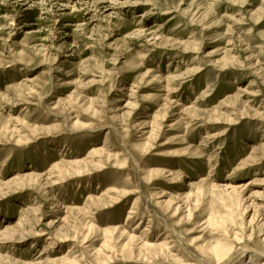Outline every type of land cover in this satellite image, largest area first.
I'll list each match as a JSON object with an SVG mask.
<instances>
[{"label": "rangeland", "instance_id": "obj_1", "mask_svg": "<svg viewBox=\"0 0 264 264\" xmlns=\"http://www.w3.org/2000/svg\"><path fill=\"white\" fill-rule=\"evenodd\" d=\"M175 76L178 102L166 101ZM87 159L95 168L48 189L22 176ZM88 194L101 210L58 221ZM75 229L74 244L56 240ZM40 230L52 239L21 240ZM118 230L173 241L142 252ZM103 243L106 260L92 254ZM49 246L43 259L78 264L264 253V0H0V264H33ZM204 246L229 251L216 262Z\"/></svg>", "mask_w": 264, "mask_h": 264}, {"label": "bare ground", "instance_id": "obj_2", "mask_svg": "<svg viewBox=\"0 0 264 264\" xmlns=\"http://www.w3.org/2000/svg\"><path fill=\"white\" fill-rule=\"evenodd\" d=\"M144 15V14H143ZM142 15V16H143ZM211 52V51H210ZM180 78V77H179ZM179 78H176V76L175 77H172L171 79H169L170 80V83L167 85V88H165L166 89V94H165V98H166V101L167 100H171V98L172 97H174V96H176L177 94H178V92H179ZM28 80H30L28 77H24V78H22L21 79V82H24V81H28ZM251 87H253V85H251L250 83L246 86V88H251ZM244 94H248V97H250V100L252 99V97L253 96H255V94H254V92H252L251 91V89H248V90H243L242 91ZM249 100V99H248ZM171 102H178L177 100H171ZM170 104V103H169ZM173 104V103H172ZM179 106L181 105V104H178ZM146 131V130H145ZM204 144V143H203ZM103 149L101 148V147H96V148H92L91 149V151L88 153L89 154V156H97L98 154H100V152L102 151ZM91 156V157H92ZM90 157V158H91ZM88 160V159H87ZM83 161H84V159H83ZM83 161H71V160H69V161H62L61 163H55V164H53V166H52V168L50 169V171H47V172H44V173H32V172H30V173H27V174H25V175H22V176H24V177H30V176H34L36 179H37V181L39 182V184L42 186V188H45V189H48V188H50L51 186H54V185H56V184H60L61 182H63L62 180V178H64V177H66V176H69V175H75V174H79L80 172H84L85 170H87V168H89V166L91 167V168H95V165L90 161V160H88V162H86L85 161V163L87 164H89V162L90 163H92V164H89V165H87L88 167H84L83 168V166L82 167H80V166H78V165H80V163H83ZM85 163H83V164H85ZM86 164H85V166H86ZM97 167V166H96ZM31 178V177H30ZM35 182V181H34ZM122 192V191H121ZM133 191H123L119 196H127L128 194H130V193H132ZM162 196H163V194H161V195H157L154 199H156L157 201L155 202L157 205L158 204H162V203H164L166 200H162V199H160V198H162ZM99 197H101V195L99 196ZM98 197V198H99ZM96 196H93V195H91V194H88L87 195V198H86V203H84L83 204V206L82 207H74V206H71V207H66V209H64L63 210V212H64V216L62 217V218H59V220L58 221H61L65 226H66V221H68V220H66V218L67 219H69V216H68V214L66 215V213H68L69 212V215H70V212H75V211H77V213L79 212H81V211H83V213H85V214H87L89 217L90 216H93V214L95 213V212H92L93 210L94 211H98L99 209H100V204H97L96 203V201H97V199H98ZM189 198V197H188ZM100 199V198H99ZM153 199V198H152ZM100 203V202H99ZM104 205V204H103ZM102 205V206H103ZM137 205H138V202H137V199H134L132 202H131V206H130V209L127 211V214H126V219H125V221H129L131 218H133V217H135V214H136V210H137ZM105 206V205H104ZM27 209V208H26ZM101 210V209H100ZM187 211V210H186ZM26 212V211H25ZM25 212L20 216V217H18V222H17V226H19V227H23L24 225H27V223L29 222V219L28 218H26L25 217ZM188 212H189V210H188ZM27 213V212H26ZM190 213H188V215H189ZM71 217V216H70ZM132 221V220H131ZM150 222V221H149ZM50 223V225H53L54 224V221H52V222H49ZM207 223V222H206ZM211 224L212 222H210V220H209V222H208V224ZM214 223H212V225H213ZM64 226V227H65ZM93 226V224H90V225H88V229H91V227ZM129 226V225H128ZM142 226V222H141V220L138 222V225L135 227V228H140ZM262 226H263V224H262ZM116 228V227H115ZM143 228V227H142ZM117 229V228H116ZM116 229H114V230H116ZM137 229V230H138ZM55 230V229H54ZM67 230H69V229H67ZM66 230V231H67ZM71 230V229H70ZM75 230H77V229H75ZM108 230H110V229H108ZM108 230H106V231H108ZM144 230V229H143ZM142 230V231H143ZM65 231V232H66ZM111 231V230H110ZM110 231H108V232H110ZM118 231H120V234L121 235H125V237L128 239V241H132V242H134L135 243V245L137 246V249L140 251V250H142V252H143V250H150V251H154V250H167L168 251V249L170 248L169 246H168V244L169 243H171L173 240L172 239H170V238H168L169 236H167V238L166 239H163L160 243H156V242H150V240L148 239L149 238V236H143V237H136L135 236V234L134 233H126V232H124V231H122L121 232V230H118ZM65 232L64 233H62V235L64 234L65 235ZM69 232H71V236L70 235H63V237H61V236H59V234H58V238H57V236H56V240H58V241H67V242H69V241H73L72 243L74 244V242H75V240H76V238H78L77 237V235L79 234L78 233V230L77 231H74L73 233H72V231H69ZM141 232V231H140ZM107 233V232H106ZM126 233V234H125ZM35 234V235H34ZM108 235H110L111 233H107ZM119 234V235H120ZM56 235V234H55ZM33 236H35V237H44V238H51L50 237V235H48V233H45V232H43V231H36L35 233H31V232H29V231H26V233H23L22 234V236H21V240H25V239H28V238H31V237H33ZM84 237H86V236H84ZM20 238V237H19ZM60 238H63V239H60ZM135 238H140V240L137 242L136 240H134ZM13 239V238H12ZM52 239V238H51ZM86 240V239H85ZM108 240H110V239H108ZM7 241V240H6ZM77 241V240H76ZM54 242V241H53ZM50 243V242H49ZM86 243V242H85ZM220 244H218V246H219ZM108 246H106V243L104 244L103 243V245H101V248L103 249V251H105V252H103L102 254L99 252H97V249L96 250H93V252H92V254H94V256L96 255V256H98V255H101V256H99V258L100 257H102L104 260H106V258H110L111 256H110V254H107V252H109V248H107ZM131 247V246H130ZM130 247H129V249H130ZM204 247H206L207 249H206V252H207V254L209 255L208 257H212V258H214V261H216V262H220L221 261V259H224V257H225V255H227L228 253V251L226 252H224V251H221L220 249V251H218L217 249H215L214 247H207V246H204ZM203 247V248H204ZM221 249H223L221 246H219ZM51 246H49L48 248H45L44 250L45 251H40V253L38 254V257H37V260L36 261H34L33 262V264H48V263H57V264H78L79 263V261L77 262L76 260H73L72 258L71 259H69V258H67V257H58V258H53V259H48L47 257L46 258H44L43 259V256H45L46 255V253L47 252H49L51 249ZM71 248L72 247H70V248H68L67 249V251H66V254H68V253H70L71 252ZM100 248V249H101ZM123 248H124V245H123ZM123 248H122V250H123ZM172 248V247H171ZM203 248H201V250L203 249ZM224 248H225V246H224ZM126 249V248H125ZM205 249V248H204ZM128 250V249H127ZM124 251V250H123ZM147 251V252H148ZM248 250H245L244 252H247ZM142 252H140L141 253V255L140 256H142L144 253H145V251H144V253L142 254ZM203 252V251H202ZM224 252V253H223ZM249 252H250V256H248V261L246 262V261H242L241 263L242 264H264V260H261V259H259V258H261V257H263L264 256V253L263 252H257V251H253V249L252 250H249ZM152 253V252H151ZM227 253V254H226ZM139 254V253H138ZM148 255V254H147ZM153 255V254H152ZM157 255V254H156ZM206 255V254H205ZM145 256V255H144ZM106 257V258H105ZM144 259H146V258H144ZM29 264V263H28Z\"/></svg>", "mask_w": 264, "mask_h": 264}]
</instances>
